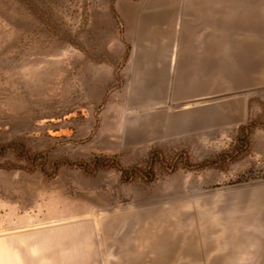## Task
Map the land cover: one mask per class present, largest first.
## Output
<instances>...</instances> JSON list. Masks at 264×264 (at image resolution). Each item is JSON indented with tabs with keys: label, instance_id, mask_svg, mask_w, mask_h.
Segmentation results:
<instances>
[{
	"label": "rangeland",
	"instance_id": "obj_1",
	"mask_svg": "<svg viewBox=\"0 0 264 264\" xmlns=\"http://www.w3.org/2000/svg\"><path fill=\"white\" fill-rule=\"evenodd\" d=\"M149 4L0 0V264H264V49L239 124L126 139Z\"/></svg>",
	"mask_w": 264,
	"mask_h": 264
},
{
	"label": "crops",
	"instance_id": "obj_2",
	"mask_svg": "<svg viewBox=\"0 0 264 264\" xmlns=\"http://www.w3.org/2000/svg\"><path fill=\"white\" fill-rule=\"evenodd\" d=\"M149 1L135 16L130 94L149 111L129 118L125 138L150 130L165 144L239 124L255 89L253 50L264 49V0ZM257 57L263 69L264 51Z\"/></svg>",
	"mask_w": 264,
	"mask_h": 264
},
{
	"label": "bare ground",
	"instance_id": "obj_3",
	"mask_svg": "<svg viewBox=\"0 0 264 264\" xmlns=\"http://www.w3.org/2000/svg\"><path fill=\"white\" fill-rule=\"evenodd\" d=\"M153 238H154V237H153ZM164 241H165V240H164ZM159 242H160V241H159ZM157 245H159V246H160V244H155V246H154V247H156V248H157ZM159 246H158V247H159ZM161 246H162V245H161Z\"/></svg>",
	"mask_w": 264,
	"mask_h": 264
}]
</instances>
